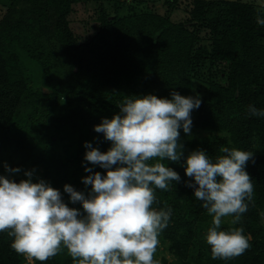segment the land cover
<instances>
[{
	"label": "trees",
	"instance_id": "1",
	"mask_svg": "<svg viewBox=\"0 0 264 264\" xmlns=\"http://www.w3.org/2000/svg\"><path fill=\"white\" fill-rule=\"evenodd\" d=\"M261 1L249 0H0V175L34 182L44 179L72 205L64 185L82 183L93 172L85 143L106 152L111 142L94 127L119 114L128 96L199 97L191 133L180 131L184 158L162 161L181 177L170 190L155 189L156 210L172 209L158 237L159 264H264V26L257 24ZM94 3L95 32L84 41L71 27L78 3ZM264 19V15H261ZM89 20V21H90ZM221 146L254 153L246 171L254 201L239 224L222 218L219 230L244 229L250 247L241 256L212 259L206 243L212 217L186 186V157L205 150L215 160ZM20 168L9 174L4 165ZM247 203V201H246ZM0 233V264H41L12 248ZM162 248V249H161ZM169 253L173 260L161 256ZM44 264H73L63 250Z\"/></svg>",
	"mask_w": 264,
	"mask_h": 264
},
{
	"label": "clouds",
	"instance_id": "2",
	"mask_svg": "<svg viewBox=\"0 0 264 264\" xmlns=\"http://www.w3.org/2000/svg\"><path fill=\"white\" fill-rule=\"evenodd\" d=\"M264 3L257 9V24L264 26ZM197 95L182 96L176 91L171 98L155 95L128 96L118 106L119 114L103 119L94 127L111 142L106 152L85 143V161L105 170L82 178L87 192L64 185L63 192L44 179L34 182V171L24 172L18 183L0 175V233L13 238L11 248L28 261L41 264L67 250L73 264H159L154 255L158 237L168 227L172 209L156 210L154 190L169 191L171 182L180 175L162 161L173 163L184 158L180 129L191 133V113L201 107ZM251 116L264 117V110L248 106ZM223 155L215 160L205 150L192 151L186 157V183L194 197L212 217L205 236L212 259L229 260L245 253L250 236L244 229L219 230L222 218L231 217L239 224L254 201V184L246 171L254 153L221 146ZM9 174L20 168L4 165ZM247 201V203H246Z\"/></svg>",
	"mask_w": 264,
	"mask_h": 264
},
{
	"label": "rangeland",
	"instance_id": "3",
	"mask_svg": "<svg viewBox=\"0 0 264 264\" xmlns=\"http://www.w3.org/2000/svg\"><path fill=\"white\" fill-rule=\"evenodd\" d=\"M249 1L257 2L258 0H249ZM261 3H264V0L261 1ZM89 6L90 8L86 5L85 2L76 4L74 6V12L70 16L72 30L77 36L80 37L81 41L89 39L96 30V28L94 27L96 23L90 20L93 18L92 8L95 5L94 3L91 2ZM0 17H1V10H0ZM11 179L15 180L14 177H12ZM161 256H166L169 260H173V257L167 252L161 251Z\"/></svg>",
	"mask_w": 264,
	"mask_h": 264
}]
</instances>
